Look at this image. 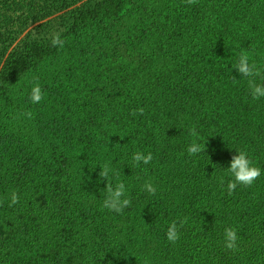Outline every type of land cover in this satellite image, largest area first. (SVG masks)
I'll list each match as a JSON object with an SVG mask.
<instances>
[{
    "label": "trees",
    "instance_id": "1",
    "mask_svg": "<svg viewBox=\"0 0 264 264\" xmlns=\"http://www.w3.org/2000/svg\"><path fill=\"white\" fill-rule=\"evenodd\" d=\"M0 22V58L34 22L65 42L0 59V264H264V97L232 67L246 53L264 72V0H0ZM240 150L261 175L228 195ZM109 182L125 185L121 213L102 208Z\"/></svg>",
    "mask_w": 264,
    "mask_h": 264
},
{
    "label": "clouds",
    "instance_id": "2",
    "mask_svg": "<svg viewBox=\"0 0 264 264\" xmlns=\"http://www.w3.org/2000/svg\"><path fill=\"white\" fill-rule=\"evenodd\" d=\"M187 4H195L197 0H186ZM64 40L60 38V35L53 34L51 37V44L53 47L63 48ZM242 77L248 78L247 83L250 89V94L253 99H260L264 97V83H256L257 77L264 81V72L261 68L257 66L255 62H249V56L246 53H240L235 64L232 66ZM235 79V78H234ZM45 93L42 91L38 83L34 84L29 92L28 100L31 104H39L44 99ZM142 115L144 109L138 108L132 111V115L136 114ZM23 115L27 116L29 119L32 118L31 112H25ZM189 134L192 137H196L198 134L195 128L189 129ZM205 145L197 143L195 140L187 147V153L189 156L196 155L201 151H204ZM132 161L134 165H139V163L149 164L152 161V154H142L136 152L133 154ZM227 174L231 176L227 183V193L232 195L233 191L238 185L243 187H250L261 175V169L253 166L252 160L248 157V154L244 150H240L236 155H233L229 166L226 169ZM111 169L107 164L100 168L99 176L102 179H109V172ZM144 190L149 194H155V187L150 183L146 182L144 184ZM106 198L103 200L102 208L114 211L116 213H121L125 208L130 206V199L125 196L126 188L123 182L116 183L115 187L112 186L111 182L107 183L105 186ZM19 196L16 192H12L10 195L9 207L18 203ZM187 217L181 220L179 223L183 225L187 221ZM166 239L170 243H175L180 238V233L177 227V223L173 221L169 224L167 231L165 233ZM237 234L234 228H225L224 230V247L228 250L235 251L237 249Z\"/></svg>",
    "mask_w": 264,
    "mask_h": 264
},
{
    "label": "rangeland",
    "instance_id": "3",
    "mask_svg": "<svg viewBox=\"0 0 264 264\" xmlns=\"http://www.w3.org/2000/svg\"><path fill=\"white\" fill-rule=\"evenodd\" d=\"M57 15L56 13L52 14L50 18L53 16ZM48 19H45L41 22L47 21ZM40 22H34L29 24L25 29H23L16 37L12 38L11 40L5 41L7 44L6 51L3 55V57H6L7 53L12 50L14 46L17 45H22L25 41L30 40L32 38H37L41 36H47L50 37L53 34H57L60 29L57 25V23H53L51 25H46L43 28H38L36 25ZM5 22H0V29L5 28ZM9 29H13L12 27H9ZM3 57H1V61L3 60ZM1 62H0V67H1Z\"/></svg>",
    "mask_w": 264,
    "mask_h": 264
}]
</instances>
